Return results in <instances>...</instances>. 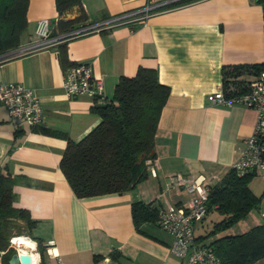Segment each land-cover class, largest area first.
<instances>
[{"label": "crops", "instance_id": "0c3cea01", "mask_svg": "<svg viewBox=\"0 0 264 264\" xmlns=\"http://www.w3.org/2000/svg\"><path fill=\"white\" fill-rule=\"evenodd\" d=\"M181 1L81 0L82 8L75 6L64 14L67 21L83 15L72 27L76 28L164 3L145 20L64 43L65 65L90 64L103 80L107 99L120 77H133L140 67L155 70L159 82L169 87L154 137L155 159L145 180L127 192L77 198L59 168L65 138L41 131L60 132L78 142L100 121L91 112L92 100L65 96L62 82L67 69L59 61L58 49L0 63V81L33 89L44 112L43 124L34 130L11 120L0 106V167L14 180L15 206L36 221L33 236L46 248L41 258L37 243L23 237L33 245L18 247L19 252L29 254L33 264H184L170 254L171 238L151 228L157 223L136 230L131 207L135 202L152 203L159 212L182 207L193 193L178 178L186 183L204 178L212 188L241 158L245 141L253 134L255 111L241 103L212 104L207 96L223 86V69L249 67L237 78L245 90L257 76L250 67L264 66V0L176 4ZM57 18L55 0H29L21 44L34 39L39 20L55 29ZM253 193L263 202L264 191ZM214 212L196 225V237L204 235L206 218ZM237 226L242 225L228 232L247 231L238 232ZM115 251L121 257L111 260Z\"/></svg>", "mask_w": 264, "mask_h": 264}, {"label": "trees", "instance_id": "16d2710c", "mask_svg": "<svg viewBox=\"0 0 264 264\" xmlns=\"http://www.w3.org/2000/svg\"><path fill=\"white\" fill-rule=\"evenodd\" d=\"M191 1L183 0L176 4ZM28 5L29 0H0V55L21 44L27 29ZM75 6L82 8L81 0H55L58 18L54 34L70 31L84 18L81 15L72 21L65 20L64 14ZM58 57L65 70L74 66L65 65L64 43L58 46ZM245 68L249 67L223 69L224 89L232 86L235 90L233 95L243 93V82L237 78ZM250 68L254 74L264 70L263 65ZM169 95V87L159 82L155 70L140 67L133 77L119 78L107 103L92 106L91 112L100 121L78 142L60 132L41 130L65 138L66 148L59 168L77 198L120 194L145 180L155 159L154 137ZM36 128L39 127L33 129ZM18 133L17 130L15 135ZM255 176L256 173L237 174L232 169L219 184L210 188L208 213L215 211L221 219L214 222L208 233L197 237V241L210 248L221 264H256L264 260V223L240 234L228 232L261 205L262 196H256L249 187ZM14 185V180L0 167V264H8L15 253L10 240L17 237H29L35 241L41 258L46 252L42 240L32 233L36 221L31 219L27 210L15 206ZM159 214L152 203L135 202L131 207L132 220L138 232L145 223L158 224ZM18 223L23 225L26 234L21 232L22 229L14 233V226ZM120 257L116 251L110 254L111 260Z\"/></svg>", "mask_w": 264, "mask_h": 264}, {"label": "built area", "instance_id": "2783aa9c", "mask_svg": "<svg viewBox=\"0 0 264 264\" xmlns=\"http://www.w3.org/2000/svg\"><path fill=\"white\" fill-rule=\"evenodd\" d=\"M163 5L164 3L147 6L139 11L119 15L98 24L81 25L63 34H54V27L47 20H39L34 30V39L1 54L0 63L40 51L57 52L59 45L71 39L99 32L103 28L145 20ZM62 89L68 98H87L95 105L108 102L104 95L103 80L93 74L90 64H76L68 68L63 76ZM234 92L232 86L227 89L222 86L207 96V100L212 104L231 106L241 103L256 113L253 134L245 141V150L233 170L237 174L264 172V70L246 86L243 93L233 95ZM0 106L5 108L13 121L23 122L30 128L40 127L43 124V108L33 89L0 81ZM178 183L184 185L193 196L186 205L172 206L159 214L158 226L171 238L168 248L170 254L185 264H221L212 250L198 242L195 235L196 225L201 223L208 213L210 187L204 178L187 183L178 178Z\"/></svg>", "mask_w": 264, "mask_h": 264}, {"label": "rangeland", "instance_id": "374dc122", "mask_svg": "<svg viewBox=\"0 0 264 264\" xmlns=\"http://www.w3.org/2000/svg\"><path fill=\"white\" fill-rule=\"evenodd\" d=\"M249 185H250L251 189L253 190V192H255L256 194L260 195L264 191V173L260 174L259 176H255L254 178H252V180L250 181ZM219 220H220V217L218 216V214H216V212L210 214V216L206 218L207 228H206V231L203 232V233L206 234L207 232H209L208 230L212 229V226H213L214 222H217ZM263 223H264V199H263V202H262V204L260 205L259 208L251 210L249 212V214L238 223L239 225H242V226L241 227L237 226L238 227L237 230H238V232H240V230H244V229L245 230H249L253 226H256V225H259V224H263ZM238 224H236V225H238ZM246 224H248V226H245ZM17 225L18 226H14V229H13L14 233H19L21 229H22L21 232L23 234L27 233L22 228L23 225H21L19 223ZM158 227L153 226L151 228L154 229L156 234L159 235V236L168 235L160 227L159 228ZM12 242L13 241L10 240V244H11L12 247H14L15 253L16 252L20 253L18 246L14 245ZM260 264H264V261H262Z\"/></svg>", "mask_w": 264, "mask_h": 264}, {"label": "water", "instance_id": "95a60500", "mask_svg": "<svg viewBox=\"0 0 264 264\" xmlns=\"http://www.w3.org/2000/svg\"><path fill=\"white\" fill-rule=\"evenodd\" d=\"M8 264H33V262L32 257L29 254L16 252L11 256Z\"/></svg>", "mask_w": 264, "mask_h": 264}, {"label": "bare ground", "instance_id": "6f19581e", "mask_svg": "<svg viewBox=\"0 0 264 264\" xmlns=\"http://www.w3.org/2000/svg\"><path fill=\"white\" fill-rule=\"evenodd\" d=\"M13 243L14 245L20 248H30L33 245L28 239L23 238V237L14 238Z\"/></svg>", "mask_w": 264, "mask_h": 264}]
</instances>
